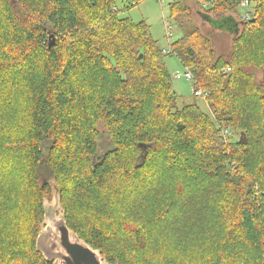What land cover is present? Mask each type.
<instances>
[{
	"label": "trees",
	"instance_id": "trees-1",
	"mask_svg": "<svg viewBox=\"0 0 264 264\" xmlns=\"http://www.w3.org/2000/svg\"><path fill=\"white\" fill-rule=\"evenodd\" d=\"M250 1L228 55L197 29L171 45L206 114L178 109L150 27L118 10L129 0H0V264H53L37 239L54 191L109 264H264V0ZM240 3L198 0L219 18Z\"/></svg>",
	"mask_w": 264,
	"mask_h": 264
},
{
	"label": "rangeland",
	"instance_id": "rangeland-1",
	"mask_svg": "<svg viewBox=\"0 0 264 264\" xmlns=\"http://www.w3.org/2000/svg\"><path fill=\"white\" fill-rule=\"evenodd\" d=\"M133 6L126 7L125 4L118 3V10H123L122 16L132 19L134 22L145 21L150 27L151 35L156 42L160 50L166 53V65L170 72L173 80L174 92L178 98V109L181 110L185 104L196 103L206 114L210 113V108L203 97H196L193 93L194 82L180 77L175 79L176 73H185V68L181 60L171 53V45L179 40L185 33L197 29L199 33L204 36H209L211 39L212 48L215 50L216 57L221 55H228L232 50V43L235 37L238 35L237 29L233 27V17L228 16L229 11L226 13H220L217 15L216 12H211L212 15L210 26L203 23L199 12H205L203 7H200L198 0H182L181 5L188 8V13L181 14L178 17H171V5L176 0H129ZM203 1L205 6H211L215 4L217 0H199ZM243 0H241L242 3ZM250 1V0H248ZM251 2V1H250ZM238 6L236 10V17L242 20L241 17L248 13L250 15L249 21L252 19L254 9L256 7L255 2H251L247 7H243L242 4ZM126 7V8H125ZM248 21V22H249ZM171 27V28H170ZM212 36V37H211ZM193 75V74H192ZM261 76V74L259 75ZM194 77V76H193ZM223 127V135L226 137L228 142H237L239 140V134L233 128L226 129ZM100 131L105 134L106 129L103 124L99 126ZM112 148V144L106 136L100 138V151L105 152ZM45 174H47L45 172ZM49 214L60 218L62 216V210L57 206V199L53 196L51 200L46 202Z\"/></svg>",
	"mask_w": 264,
	"mask_h": 264
},
{
	"label": "water",
	"instance_id": "water-1",
	"mask_svg": "<svg viewBox=\"0 0 264 264\" xmlns=\"http://www.w3.org/2000/svg\"><path fill=\"white\" fill-rule=\"evenodd\" d=\"M204 22L212 23L211 16L200 14ZM233 27L240 31V22L233 18ZM239 34V33H238ZM143 59V54L139 56ZM179 130L184 129V125H178ZM239 142H247L245 133H241ZM146 148L145 145H140ZM57 199V206L61 208L60 195L58 191L53 192V199ZM45 200V215L42 230L37 239V251L40 252L47 262L53 264H109L101 255V252L94 250L86 242L80 239L69 227L62 210V216L57 218L49 214Z\"/></svg>",
	"mask_w": 264,
	"mask_h": 264
},
{
	"label": "built area",
	"instance_id": "built-area-1",
	"mask_svg": "<svg viewBox=\"0 0 264 264\" xmlns=\"http://www.w3.org/2000/svg\"><path fill=\"white\" fill-rule=\"evenodd\" d=\"M159 1H161V0H159ZM241 4H242L243 7H247V6L249 5V1H248V0H243ZM249 19H250V15H249L248 13H246V14L243 15V17H242V20H243V21H246V22H248ZM170 28H171V27H170ZM164 53H165V54H166V53H169V51H168V52H165V51H164ZM229 70H230V69H228L227 71H229ZM182 76L185 77V79L194 82V77H193V75H192V73H191L190 71H185L184 74L176 73V74L174 75V78H175V79H179V78L182 77ZM193 93H194V95H195L196 97H203L204 95H206L202 90H199V89H196V88L193 89Z\"/></svg>",
	"mask_w": 264,
	"mask_h": 264
},
{
	"label": "crops",
	"instance_id": "crops-1",
	"mask_svg": "<svg viewBox=\"0 0 264 264\" xmlns=\"http://www.w3.org/2000/svg\"><path fill=\"white\" fill-rule=\"evenodd\" d=\"M201 13H202V14H203V13H204V14H207V13H205V12H199V15H200ZM208 15L212 17L211 14H208ZM212 18H214V17H212ZM233 18H234L237 22H239V21H238V18H237L236 16H235V17L233 16ZM241 18H242V17H241ZM202 21H203V18H202ZM203 23H205V24H207L208 26H210V24L207 23V22H204V21H203ZM239 27H240V26H239ZM240 29H241V28H240Z\"/></svg>",
	"mask_w": 264,
	"mask_h": 264
}]
</instances>
